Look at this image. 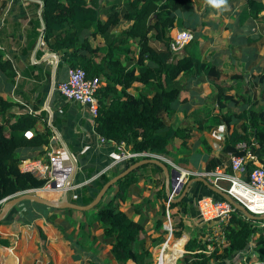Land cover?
<instances>
[{
  "label": "trees",
  "instance_id": "16d2710c",
  "mask_svg": "<svg viewBox=\"0 0 264 264\" xmlns=\"http://www.w3.org/2000/svg\"><path fill=\"white\" fill-rule=\"evenodd\" d=\"M261 10H264V0H225L219 7L210 0H42L39 14L30 20L25 50L33 49L41 37L47 49L56 52L67 67H82L88 77L100 78L95 92L98 107L93 116V128L104 140L124 142L132 151L163 153L176 158L182 150L171 149L174 138H180V146L184 147L193 135V128L225 124L229 131L224 135L222 150L242 155L245 149L236 144L244 142L246 149H251L264 165V92L261 99L252 100L242 84L243 75L238 71L233 73L231 83L218 81L222 67L204 56L205 41L201 39L206 37L202 33L203 27L217 23L202 19L190 25L184 21V14L193 15L197 11L202 17H222L221 26L229 35L227 45L221 51L230 55L238 46L243 55L249 56L252 49L243 44L245 38H251L246 33L247 20L257 17ZM122 20L129 24L115 31ZM175 27L189 29L193 34L192 39L177 50L170 47L176 30L170 32ZM214 51L213 47L210 54ZM30 68L38 71L34 73L32 94L37 87L36 81L43 79L44 85L50 81V71L42 70L36 64ZM193 73L205 74L215 87L210 102L217 104L220 113L190 120H186L185 115L174 124L170 122V114L180 102L185 79ZM16 74L12 60L0 46V84L6 88L14 85ZM259 77L263 78L262 75ZM44 95L45 92L39 90L28 107V95H22L23 103H20L0 93V201L17 191L40 187L46 181L19 167L22 159L43 155L45 149L42 146L50 144L52 130L47 123V111L42 108ZM15 107L18 112H11ZM37 121L44 124V130L35 128ZM64 121L65 118L57 117L51 124H63ZM138 159L127 158V165ZM222 163L221 156L209 157L205 169L209 171ZM250 166H253L252 161L247 163V167ZM148 167L162 171L154 163L138 166L109 186L116 185V193L105 192L97 204L84 211L94 221L101 222L104 239L119 263L131 260L136 264H155L147 247L134 246L143 223L134 220L120 207V200L125 196L123 187L137 180L141 171ZM226 170L230 171V168ZM115 174V169L101 173L95 180V188L98 190ZM95 193L91 195L88 186L81 185L73 202L88 203ZM158 194L167 198L163 182ZM186 199L185 195L179 201L170 200L169 207L179 206L186 210ZM16 207L25 210L19 215L20 223L36 216L33 207L35 210L52 208L28 200ZM159 210L164 215L165 205L162 204ZM162 218L156 219V226L162 225ZM260 220L249 219L233 208L221 226L223 239L202 240L199 233L191 235L183 244L181 264H224L223 260H229L225 264L264 263V227L258 225ZM84 226L79 224L80 228ZM183 227V219L179 217L172 226V236L181 237ZM71 243L74 247L75 243ZM9 244V239L0 235V245L7 247Z\"/></svg>",
  "mask_w": 264,
  "mask_h": 264
},
{
  "label": "crops",
  "instance_id": "0c3cea01",
  "mask_svg": "<svg viewBox=\"0 0 264 264\" xmlns=\"http://www.w3.org/2000/svg\"><path fill=\"white\" fill-rule=\"evenodd\" d=\"M41 4L42 0H0V46L4 49L5 55L12 60L17 73L14 85L6 88L0 84V93L7 99L20 103H23L22 95L26 94L29 96L26 106L31 107L38 91L45 92L42 108L47 111V123L51 125L52 135L50 144L42 147L45 149L44 153L51 151L56 156L53 176L57 174L58 159L63 166L71 164L70 155L75 159L76 172L67 190L68 199L73 201L81 185H87L89 193L93 195L97 191L95 180L101 173H108L112 169L117 173L123 170L127 166V158L124 154L131 149L124 142L102 141L93 128V116L87 107L58 94L54 85L66 76L67 66L62 63L56 52L47 49L41 37H38L33 49L25 50L30 20L39 14ZM202 19L217 23L214 26L205 25L202 33L206 37L203 35L204 38L201 39L205 41L202 47L204 56L215 60L222 67V76L218 81L231 83L233 73L241 72L242 84L247 88L251 99H261V93L264 92V10L258 12L257 17L247 20L246 33H249L251 38H245L243 44L245 48L252 49L249 56L243 55L238 46H235L230 55L221 51V48L227 45L226 37L229 35V32L221 26L224 21L222 17L217 15L202 17L200 11L193 15L184 14L185 23L190 25ZM128 24L129 21L122 20L115 31ZM214 29L219 31L214 33ZM213 47L215 51L211 55L210 50ZM34 64L42 67V70L50 71V81L45 85L43 79L36 81L37 87L30 94L35 84L34 73L38 72L30 68V65ZM215 91V87L205 74L189 75L182 85L180 102H177L174 112L170 114V122L176 124L184 119L185 115L186 120L192 117L204 118L206 114L209 115L208 117L219 115L217 104L210 102ZM11 112H18V108H13ZM57 117L65 118L64 123L52 125L51 121ZM35 128L39 131L45 129L40 121L36 122ZM218 130L226 132V125L209 124L201 129L193 128V135L187 139L184 147L180 146V138H174L170 144L173 151L179 148L182 150L180 154L177 153L176 158L163 153H154V155L163 160L169 169L187 175L198 173L193 175L198 176L199 173L206 171V161L209 157L221 156L222 159L227 156L228 158L229 153L223 151L222 144H219ZM226 172L231 173V171ZM162 182L164 183L163 171H154L148 167L141 171L137 180L123 187L125 196L120 200V207L134 220L143 223L134 246L147 247L153 256L157 249H160V242L165 232L163 226L165 214L159 212L162 204L167 207L164 198L158 194ZM236 191L250 199H255V203H258V199L253 195L250 197L239 189ZM116 192L117 187L113 185L107 189L106 194ZM209 192L210 190L201 182H193L186 193L188 203L186 210L179 206H168V208L171 213H175V217L183 219L185 226L188 224L192 227L202 226L193 201L196 196ZM59 193L60 191L52 196ZM248 203L252 207L255 206L254 202ZM52 208L35 210L33 207L36 216L28 222L20 223L19 215L24 214L25 210H22V207H15L10 216L0 223V235L10 241L7 247L0 245V264H136L131 260L119 263L113 257L111 247L104 239L101 222L94 221L89 213L76 209ZM172 215H170L171 222ZM158 217H163L162 226H156ZM80 223L85 225L84 228L79 227ZM182 241L178 240L174 243L172 249L180 250ZM71 242L75 243L74 247ZM166 245H169L168 242L163 246ZM161 258L163 255L159 256V260Z\"/></svg>",
  "mask_w": 264,
  "mask_h": 264
},
{
  "label": "built area",
  "instance_id": "2783aa9c",
  "mask_svg": "<svg viewBox=\"0 0 264 264\" xmlns=\"http://www.w3.org/2000/svg\"><path fill=\"white\" fill-rule=\"evenodd\" d=\"M192 36L193 34L189 29H177L174 33L173 40L170 43V47L173 50H177L190 41ZM100 83L101 80L98 76L88 77L82 67H67L66 76L59 79L54 85V88L58 94L65 99L86 106L89 113L94 116L98 107L95 92ZM100 139L102 141L104 140L102 137H100ZM236 146L245 149V151L242 155L228 154L229 165L232 171L231 173H227L221 166L217 165L212 171H205L199 173V175L205 177L214 176V183L216 184L218 180L225 179L230 181V185L227 188H224L219 184L217 185L223 188L236 201L241 203L248 211L256 215H262L264 214V202L262 204H256L254 199L251 200V202H254L255 206H250L248 203L250 201L248 200V197L241 192L236 191L234 186L240 191L247 193L250 197H252L251 195L264 196V165L258 161L256 155L251 149H246V144L244 142H238ZM124 155L126 158L155 156L152 152L132 150L126 152ZM55 160L56 156L51 151L44 153L39 157L21 160L19 163L21 171H27L37 177L46 179L42 186L30 188L28 190L35 191L46 197H51L53 194H57L61 190L62 184L60 185L56 183L54 186L51 185V182L55 179V176H53ZM250 161L253 162V166L247 167V163ZM182 175L183 172H181V177ZM174 191L175 189H173L171 194L167 196L165 202L167 207H165V222L163 226L167 230L170 229V231L172 229L170 221L171 212L168 206L169 201L172 200L171 197H174ZM193 203L198 217L203 222H223L228 218L230 211L233 209V206L229 201L213 192L196 196ZM258 225L264 227V219L260 220Z\"/></svg>",
  "mask_w": 264,
  "mask_h": 264
},
{
  "label": "water",
  "instance_id": "95a60500",
  "mask_svg": "<svg viewBox=\"0 0 264 264\" xmlns=\"http://www.w3.org/2000/svg\"><path fill=\"white\" fill-rule=\"evenodd\" d=\"M51 88H53L52 84H51ZM50 121L51 120L49 119V122ZM62 143L64 144L63 141ZM64 147H65V144H64ZM65 149L67 150L66 147ZM70 159H71V164L67 166H63L61 164V161L58 159L57 174L55 175V179L51 182L52 186H54L56 183L60 185L62 184V188L58 195L52 196V197H46V196H43L31 190H22L19 192H15L11 195H8L0 201L1 202L0 221L7 218L8 214L15 209L16 205L24 200L41 203L49 207L58 208V209L71 208V209H76V210H81V211L89 210L100 201V199L103 197V195L105 194L109 186L115 183V181L118 178L124 176L129 171L137 168L138 166L144 163H154L162 168V171L164 174V190H165L166 196H169L173 189H176L178 191L180 186L183 184L180 189L179 194L176 197H171L173 201L181 200L186 195L191 183L201 182L203 185H205L210 190V192H213L223 197L227 201H229L234 209L240 210L243 213V215H245L247 218L254 219V220L264 219V214L256 215V214L251 213L241 203H239L232 196H230L223 188H221L219 185L214 183V176H210L207 178L203 175H198V176L187 177V179H184L185 176L182 175L181 177L180 171L178 170L174 171L172 169H169L167 167V164L156 156L143 157L127 165L123 170H121L117 174L110 177L96 191L95 195L93 196L90 202L85 203V204L73 202L68 199L67 190L71 186V180L76 172L77 165H76L75 159L71 155H70ZM261 264H264V263H261Z\"/></svg>",
  "mask_w": 264,
  "mask_h": 264
},
{
  "label": "rangeland",
  "instance_id": "374dc122",
  "mask_svg": "<svg viewBox=\"0 0 264 264\" xmlns=\"http://www.w3.org/2000/svg\"><path fill=\"white\" fill-rule=\"evenodd\" d=\"M177 29H178L177 27L173 28L170 33L172 34ZM218 31L219 30H215L214 33L218 32ZM225 67H227V66H225ZM213 108H217V107L213 106ZM217 111L219 112V110H217ZM221 126H223V124H221ZM223 129H225V127H223ZM215 131H216V129H215ZM228 131H229V129L227 127H226V132H224V130H223V132L218 130V137H220L219 138L220 139L219 144H222L223 139H224L223 137ZM222 159H223L222 168L224 169V171H227L226 169H228V168H230V171H231V167L229 165V156H228V158L226 156V158L224 157ZM197 174L198 173H190L187 175V174L183 173V175L185 176L184 179H187V177H191V176L197 175ZM183 182H184V180H183ZM217 184H219L220 186H222L224 188H227L230 185V181L225 180V179L224 180H218ZM182 185L180 186L178 191L175 189V191L173 192L174 197H175V195L179 194ZM26 190H28V189H26ZM17 192H19V191H17ZM164 201L166 202V199H164ZM263 202H264V199L260 200V202L257 204H262ZM187 205H188V203H187ZM10 213H12V211ZM10 213L8 214V216H10ZM178 218H179L178 216L175 217L174 215H172L173 220L171 222V226H173L174 222H178ZM223 222H215V221L203 222L200 220V223L202 224V226L198 225V226H194V227H192L190 224H188L186 226L184 224V227L182 229V235H181V237H179L180 239L183 240L181 247H180V250L172 249L174 247V243L178 242L179 238H174L171 234L170 229L167 230L165 228V232L163 234V239L160 242L161 247H160V249H157L154 256L152 255L154 263L155 264H181L180 258L182 257V254L184 252V247H183L184 241L188 237H190L191 235H194L195 233H199V236L201 237L202 240L213 239L215 241H221L223 239V235H222V231H221V226H222ZM165 242H168L169 245H166L164 247L163 245L165 244ZM17 254H18V256H20L19 253H17ZM161 255H163V258H161V260H159L158 256H161ZM157 257H158V260H157ZM235 257H236V255H235ZM12 258L14 259V257H12ZM23 262H24V260L22 261V263ZM228 262H229V260H223L222 261V263H224V264L228 263ZM255 264H257V263H255Z\"/></svg>",
  "mask_w": 264,
  "mask_h": 264
},
{
  "label": "clouds",
  "instance_id": "9594fccd",
  "mask_svg": "<svg viewBox=\"0 0 264 264\" xmlns=\"http://www.w3.org/2000/svg\"><path fill=\"white\" fill-rule=\"evenodd\" d=\"M210 3L219 7L220 5H223L225 3V0H210Z\"/></svg>",
  "mask_w": 264,
  "mask_h": 264
},
{
  "label": "bare ground",
  "instance_id": "6f19581e",
  "mask_svg": "<svg viewBox=\"0 0 264 264\" xmlns=\"http://www.w3.org/2000/svg\"><path fill=\"white\" fill-rule=\"evenodd\" d=\"M234 188H236V190L238 189L236 186H234ZM253 197H256L259 201H258V203L260 202V200H262V199H264V196H253ZM248 200H250L249 202H251V200H254V199H250L249 197H248Z\"/></svg>",
  "mask_w": 264,
  "mask_h": 264
}]
</instances>
